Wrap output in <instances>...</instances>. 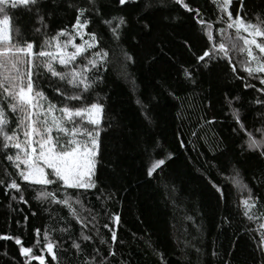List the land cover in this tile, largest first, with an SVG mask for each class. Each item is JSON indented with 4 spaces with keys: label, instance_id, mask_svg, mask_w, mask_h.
Instances as JSON below:
<instances>
[{
    "label": "trees",
    "instance_id": "16d2710c",
    "mask_svg": "<svg viewBox=\"0 0 264 264\" xmlns=\"http://www.w3.org/2000/svg\"><path fill=\"white\" fill-rule=\"evenodd\" d=\"M47 2L42 0L41 6ZM57 3L59 7L55 14L44 21L46 30L41 27L34 9L29 11L20 6L11 10L8 14L11 18L12 43L23 46L26 42H34L33 51L38 52L42 36L36 32L37 28H41V32L46 31L49 37L61 29H71L77 14L76 7L87 6V0H57ZM185 3L198 9L199 15L176 4L175 0H137L136 4L123 10L115 0H100L103 5L102 18L90 17L91 23L87 30L106 33L107 25L103 20L126 15L131 24L126 29V38L121 42L137 57V63L127 68L130 74L127 77L118 64H109L103 72V82L88 94L89 102L99 96L100 103L105 105V116L100 125V163L97 165V176L101 181L99 187L105 192L99 201L96 196L100 194L95 189L90 190L87 197H82L85 208L90 209L92 214L98 213V228L89 224L84 230L93 239L80 241L81 225L63 205L34 200L33 196L40 186H29L20 180L16 169L3 153H0V179L5 183L0 185V235L19 236L25 247L39 241L42 247L43 234L47 230L60 245L56 249L57 261H52L46 251L43 253L47 264H80L83 256L70 247L73 239L81 243L84 253L91 254L93 248L98 249L100 255L107 257L109 264H224L225 261L230 264H261V260H264V246L261 243L264 232L258 225L264 219V187L258 185L256 177L259 170L264 168V160L258 158L256 151L247 150L245 141L249 133L258 135L264 129V104L257 102L264 101V92L259 91L264 85L243 70L233 53L235 73L231 71V65L220 62L199 78L197 86H188L186 92L182 93H200L199 98L192 96L194 104L207 96L211 101L210 112L207 109L201 112L197 108L195 112L188 111L187 119H177L175 102L159 90L157 101L153 102L154 105L158 103L153 111L155 122L148 125L135 102L137 97L143 99L156 95L157 82L174 78L182 62H191L183 41L191 42L197 54L208 47L207 36L198 20L203 18L212 23L213 37L219 40L216 29L223 27L220 17L224 15L218 7L219 0H185ZM233 6H236V0H233ZM242 15L246 22L264 27V0H245ZM138 19L139 23L136 22ZM117 23L113 21L112 26L115 27ZM144 24L149 25V28L144 29ZM132 36H135V40L131 39ZM105 39H108L107 35ZM137 40L140 41L139 47L136 45ZM161 48L167 55L159 56L157 62L150 65L144 57L149 53L159 55ZM168 57H173L175 62H170ZM54 66L58 71L63 70V66L55 63ZM185 66L188 64L185 63ZM23 67L27 69V65ZM40 72V89L49 101L57 107L62 106L64 98L55 89L60 88L69 93L74 90L66 82L52 77L46 69L41 68ZM254 75L264 77L260 73ZM246 83L254 84L255 87L246 88ZM229 100L232 101L231 105ZM69 106H78V102L71 101ZM232 108L240 110L243 129L232 116ZM200 115L215 117L207 133L212 138L210 143H214L217 136L223 141V150L218 151L214 158L203 140L196 144V151H192L191 145L187 143ZM12 126H15V117H12ZM178 132L186 142L187 151L179 147ZM153 139L162 146L154 153ZM162 151L176 155L161 176L147 177L145 173L149 154L159 158ZM14 152L12 149L8 154ZM198 152L203 153V156L198 158ZM205 161H210L207 167ZM212 164L216 167H211ZM230 165H235V168L230 170ZM236 169L256 200L255 207L248 210L253 219L245 216L242 197L231 179ZM13 178L21 185L27 204L19 200V193L15 190L5 192L7 183ZM209 179L226 190L224 201L218 202ZM166 184H175V204L178 207L174 208L165 189ZM55 187L49 186V190ZM109 190L115 194L114 201L105 200ZM68 191L76 194V190ZM13 195L17 196L16 200L11 199ZM104 208L119 214V224L104 216ZM33 212L35 215H32ZM185 214L192 216L193 220H185ZM83 215L88 216V212ZM224 218H227V222L222 224ZM66 222L70 223L69 232L60 233L59 228L64 227ZM106 223L116 231L115 242L111 241L109 230L103 227ZM36 229L40 230L39 235ZM101 239L105 243L101 244ZM234 239L235 248L229 256ZM109 248L116 253L115 256H108ZM196 248L201 249L199 257ZM33 251L40 254L38 247H34ZM157 253L163 255V260ZM24 261L14 240H0V264H24ZM31 264L38 262L32 261Z\"/></svg>",
    "mask_w": 264,
    "mask_h": 264
},
{
    "label": "snow or ice",
    "instance_id": "6c2138e0",
    "mask_svg": "<svg viewBox=\"0 0 264 264\" xmlns=\"http://www.w3.org/2000/svg\"><path fill=\"white\" fill-rule=\"evenodd\" d=\"M115 3L123 10L136 4L137 0H115ZM175 3L182 5L189 12L194 11L199 15V10L191 8L185 3V0H175ZM41 5L42 0H0V16L3 17L0 19V140H2L0 153H3L6 160L14 166L20 180L27 182L29 186H40V190H37L33 196L34 200L66 207L70 216L81 225L80 241H91L93 236L85 234L84 230L88 228L89 224L93 228H98V213L92 214L90 209H86L82 197H87L90 190L93 189L100 194L96 196L98 201L101 196H104L105 189L99 187L101 181L97 176V165L100 163V125L105 116V105L100 103L99 96L95 101L89 102L88 94L96 85L103 82V72L107 70L109 64H118L126 77L130 75L127 73V68L137 63V57L126 49L121 41L126 38V29L131 21L126 15L112 16L109 20H103V23L107 25L106 33L87 30L91 23L90 17L102 18L101 10L103 8L100 0H87L86 7H76L77 14L71 29H61L51 37L47 35L46 31L41 32V28L36 29V32L42 36L38 52L33 51L34 42H26L23 46L19 43H12L11 18L8 13L20 6L29 11L34 9L41 27L46 30L45 19L54 15L59 5L57 0H48L43 7ZM218 7L224 14L220 17L223 27L216 29L219 33V40L217 41L213 37L212 23L206 22L203 18L198 20L197 22L202 26V30L207 36L208 47L197 54L193 50L191 42L183 41L184 48L191 56V62H182L179 65V73L174 78L157 82L155 85L158 89L156 95H149L143 99L137 97L135 102L140 107L141 115L148 125L155 122L153 111L158 103L154 105L153 102L157 101L159 90H162L169 99L175 102L178 109L177 119H187L188 111L195 112L197 108L201 112H204L205 109L210 112L211 101L207 96L203 98V101L194 104L192 96L195 95L199 98L200 93L193 92L188 95H182V93L186 92L188 86H197L199 78L220 62L231 65V71L235 73L236 63L233 62V53H246V59L240 60L238 63L249 76L258 79L259 83L264 85V77L254 75L264 74V40L258 41L257 39L264 37V27L246 22L245 16L242 15L245 11V0H236V6H233V0H219ZM113 21H118L115 27L112 26ZM136 22L139 23V19ZM142 27L148 29L149 25L144 24ZM233 29L234 33L230 31ZM242 33H246V35ZM17 34H19L18 29ZM105 35L108 36L107 40ZM77 37L80 39L79 43L76 42ZM131 39L135 40V36H132ZM136 45L139 47L140 41L137 40ZM69 48H71L70 51ZM254 48L258 50V54L254 53ZM166 55L167 53H164L161 48L159 55L149 53L144 59L151 65L157 62L159 56ZM168 59L172 63L175 62L173 57H168ZM54 63L63 66V70L58 71ZM185 63L188 66H185ZM24 65H27L26 70ZM41 68L46 69L52 77L66 82L74 90L69 93L60 88L55 89V92L64 98L62 106L57 107L56 104L49 101L45 92L40 89ZM132 83L135 86L134 79ZM245 87L254 88L255 85L246 83ZM259 91L264 92V88ZM71 101L78 102V106H69ZM204 101H207V104H204ZM257 102L264 104V101ZM228 103L231 105L232 101L229 100ZM231 111L232 116L243 129L244 125L240 123V110L232 108ZM12 117H15L14 127L12 126ZM214 122L215 117L208 118L206 115H200L197 118L196 126L192 128L187 141L191 145L192 151L197 150L196 144L201 140L208 146L213 158L218 151L223 150V141L217 136L215 142L210 143L212 138L207 134ZM213 135L215 136V133ZM177 140L179 147L187 151L186 142L181 138L179 132ZM245 146L247 150L256 151L258 158L264 160V138L258 140L249 133ZM161 147L160 142L153 139V153ZM12 149L15 150L14 154H8ZM175 155L173 152L162 151L159 158H155L150 153L146 176L149 178L161 176ZM197 155L199 158L203 156V153L198 152ZM209 163L210 161H205V166L207 167ZM211 167H216V165L212 164ZM233 168L235 165H230V170ZM231 179L237 186L249 191V198L243 201L246 209L244 214L248 219H253L248 211L256 204L251 189H248V185L241 181L238 169L235 170ZM256 179L258 185L264 187V168L259 170ZM4 183L5 181L0 179V185ZM209 183L217 194L218 202L224 201L226 190L223 186L211 179H209ZM53 185L56 187L49 190V186ZM10 189L19 193L20 201L28 203L24 198L21 185L15 178L7 183L5 192L7 193ZM69 189L76 190V194L70 193ZM165 189L173 201L174 208L178 207L175 204L177 192L175 184H166ZM11 199L16 200L17 196L13 195ZM105 200L114 201L115 194L109 190ZM102 210L105 217L115 224H119L118 213H113L107 208ZM84 212H88V216H84ZM32 215H35V212ZM184 219L191 221L193 217L185 214ZM25 220H27V216H25ZM226 222L227 218L221 221L222 224ZM103 227L109 230L111 241L115 242L117 240L116 231L109 228L107 223ZM261 227L264 228V225ZM69 230L70 223L68 222L64 227L59 228L60 233H66ZM197 230L199 231V226ZM39 232L40 230L36 229L37 235ZM133 237L135 238V234ZM0 240H14V243L19 246V254L25 258L24 264H31L32 261H37L38 264H47L43 254L45 251L50 255L52 261L58 260L56 249H59L60 245L51 238L47 230L43 234L42 247H40L39 241L33 246L25 247L19 236L0 235ZM100 243L103 244L105 241L101 239ZM261 243L264 246V234H262ZM148 246L151 247V244L149 243ZM34 247L40 248V254L34 253ZM70 247L83 256L80 264H109L107 257L100 255L98 249L93 248L91 254L84 253L81 243H77L75 239L72 240ZM234 248L235 239L229 249V256ZM196 253L199 257L201 249L196 248ZM115 254L109 248L108 256H115ZM157 255L163 260L161 253H157ZM224 264H230V262L225 261ZM261 264H264V260H261Z\"/></svg>",
    "mask_w": 264,
    "mask_h": 264
},
{
    "label": "rangeland",
    "instance_id": "374dc122",
    "mask_svg": "<svg viewBox=\"0 0 264 264\" xmlns=\"http://www.w3.org/2000/svg\"><path fill=\"white\" fill-rule=\"evenodd\" d=\"M0 19H2V18H0ZM234 30V29H233ZM235 31V30H234ZM234 31H232L233 33H234ZM243 35H246V33H242ZM258 39V41H262V40H264V37H258L257 38ZM76 42L77 43H79L80 42V39H79V37H77V40H76ZM71 50V48H69V51ZM254 50V53H256V54H258V50L257 49H253ZM235 56H236V59H237V61H240V60H244V59H246V53H235ZM252 66H254V65H252ZM252 136H253V138H255V139H261V138H264V129L262 130V131H260L259 132V134L258 135H256V134H251ZM23 167V166H22ZM241 179V178H240ZM241 181H242V179H241ZM243 182V181H242ZM244 183V182H243ZM235 184V183H234ZM245 184V183H244ZM235 186H236V188H237V190L239 191V193H240V195H241V197H242V203H243V201L244 200H246V199H248L249 198V191L247 190V189H242L241 187H239V186H237L236 184H235ZM244 204V203H243ZM261 225H264V219L261 221V222H259V228L261 229V231H263L264 232V228H262L261 227Z\"/></svg>",
    "mask_w": 264,
    "mask_h": 264
}]
</instances>
